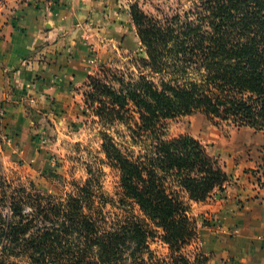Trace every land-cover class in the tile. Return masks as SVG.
<instances>
[{
	"label": "trees",
	"instance_id": "obj_1",
	"mask_svg": "<svg viewBox=\"0 0 264 264\" xmlns=\"http://www.w3.org/2000/svg\"><path fill=\"white\" fill-rule=\"evenodd\" d=\"M129 16L144 49L137 75L121 77L118 89L88 76L95 94L87 95L104 122L133 119L136 156L108 138L102 145L120 172L125 213L108 219L103 207L84 204L91 195L85 187L40 225L33 223L46 218L43 209L26 216L11 209L18 219L0 227V264H213L201 249L184 252L198 237L191 204L222 191L228 176L193 136L164 138L166 124L199 112L214 125L264 129V0H193L183 13L162 18L133 3ZM153 238L167 246L166 258L150 249Z\"/></svg>",
	"mask_w": 264,
	"mask_h": 264
},
{
	"label": "crops",
	"instance_id": "obj_2",
	"mask_svg": "<svg viewBox=\"0 0 264 264\" xmlns=\"http://www.w3.org/2000/svg\"><path fill=\"white\" fill-rule=\"evenodd\" d=\"M12 3L14 17L6 9L0 12V128L10 138L2 150L7 162L39 158L40 153L32 155L36 128L67 108L74 87L86 80L89 68L84 59L90 42L98 44L95 34L109 31L115 43L120 38L114 30L103 27L98 32L100 28L93 27L107 22L112 29L117 23L102 17L101 7L106 15L113 14L102 0L93 1L92 7L87 2L88 8L80 6L77 13ZM90 14L94 25H82ZM119 28L124 31L121 23ZM209 133L211 154L219 159L228 181L222 191L216 189L207 200L194 203L200 212H209L212 224L201 248L218 260L216 264H264V129L239 127L228 139Z\"/></svg>",
	"mask_w": 264,
	"mask_h": 264
},
{
	"label": "rangeland",
	"instance_id": "obj_3",
	"mask_svg": "<svg viewBox=\"0 0 264 264\" xmlns=\"http://www.w3.org/2000/svg\"><path fill=\"white\" fill-rule=\"evenodd\" d=\"M90 1L95 0H0V12L4 13L2 9H6L9 11L8 14L14 17L16 8L12 2H17L19 5L29 2L43 10L53 11L63 8L77 13L83 6L88 8L87 2L90 4L89 7H92L93 3ZM192 1L102 0V6L105 3L111 5L110 9L113 12V14L106 15L107 11L101 7L100 10L105 11L102 16L104 20H117V23L112 25V29L107 25V22L105 26H93V22L96 21L91 19L92 14L81 22L82 25L85 23L88 27L100 28V30L97 29L98 32H103V27L114 30L116 34H119V42L112 41L114 36L109 31L95 34V42L98 44L90 42L89 47L87 46L88 53L84 59L89 68L86 80L74 87V93L69 98L67 108L55 112V115H51L50 120H44L36 128L37 138H35L34 147L32 146L34 150L32 155L40 153L39 158L31 160V157H21L8 162L4 160L0 164V227L5 220H9V217L12 220L18 219V216L13 217L12 210L14 208L21 211L24 216L33 212L34 208L48 212L46 218L39 215L33 223L39 222L38 225H40L46 220L54 218L50 210L54 206L65 203L69 194H81L79 190L81 187H85L87 193L91 194L90 200L87 199L89 197H85L84 204L90 201L95 211H99L103 207L102 214H105L108 219L122 218L125 213L123 209L126 207L122 206L119 201L121 196L120 172L108 163L102 145L105 138H108L123 153L136 156L139 147L134 143L128 129V126L133 125V119L132 121L114 120L113 122L101 120L96 114L99 104L95 102L93 105H89L87 101L90 91L95 94L91 89L88 76L111 88L118 89L121 77L129 78L137 75L135 60L144 55V49L130 20L129 6L131 4L137 3L140 9L149 16L162 18L177 12L183 13L192 6ZM120 23L125 33L120 30ZM129 109L131 108L129 107ZM129 113L134 116L131 110ZM166 125L164 138L170 139L181 134L191 135L206 147L210 155L212 154L209 147L214 143L208 137V135L211 136L209 132H218L222 138L228 139L235 130L239 129L226 122L214 125L204 114L199 112L169 119ZM194 203L199 202L191 204L190 216L196 221L198 237L184 248L186 254H191L195 248L203 251L202 240L207 236L208 227L212 225L209 212H200ZM128 208L134 210L136 206L131 204ZM84 211L87 213L88 209L85 208ZM6 216L8 217L6 218ZM214 226L216 225L214 224ZM202 229L203 232H201ZM149 246L159 258L168 256L169 250L159 238L150 239ZM206 254L211 262L216 264L218 260L214 259L212 254Z\"/></svg>",
	"mask_w": 264,
	"mask_h": 264
},
{
	"label": "built area",
	"instance_id": "obj_4",
	"mask_svg": "<svg viewBox=\"0 0 264 264\" xmlns=\"http://www.w3.org/2000/svg\"><path fill=\"white\" fill-rule=\"evenodd\" d=\"M2 114H3V109L0 106V119ZM9 142H10L9 135L0 128V164L3 162V157H2L3 147L9 144Z\"/></svg>",
	"mask_w": 264,
	"mask_h": 264
}]
</instances>
